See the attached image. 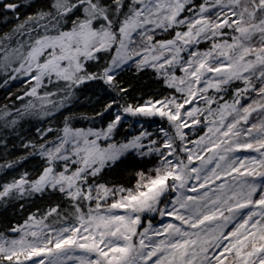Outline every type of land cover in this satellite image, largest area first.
I'll return each mask as SVG.
<instances>
[{"label": "snow or ice", "instance_id": "snow-or-ice-1", "mask_svg": "<svg viewBox=\"0 0 264 264\" xmlns=\"http://www.w3.org/2000/svg\"><path fill=\"white\" fill-rule=\"evenodd\" d=\"M0 89V264H264V0H0Z\"/></svg>", "mask_w": 264, "mask_h": 264}, {"label": "trees", "instance_id": "trees-1", "mask_svg": "<svg viewBox=\"0 0 264 264\" xmlns=\"http://www.w3.org/2000/svg\"><path fill=\"white\" fill-rule=\"evenodd\" d=\"M4 100V93L3 90L0 89V101ZM17 103H20L17 101ZM91 101L88 100H81L78 104V107L83 111V113L87 114L90 110ZM86 121L82 122L81 126H86Z\"/></svg>", "mask_w": 264, "mask_h": 264}]
</instances>
